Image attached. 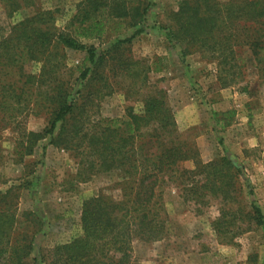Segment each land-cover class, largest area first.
<instances>
[{
	"label": "rangeland",
	"instance_id": "rangeland-1",
	"mask_svg": "<svg viewBox=\"0 0 264 264\" xmlns=\"http://www.w3.org/2000/svg\"><path fill=\"white\" fill-rule=\"evenodd\" d=\"M79 1L34 0L33 7L11 16L0 6V36L7 24L29 15L33 8L51 12V20L42 24L46 30L62 28ZM154 1L156 6L149 15V24L154 27L135 36L120 54L130 62L133 72H114L107 66L102 77L89 79L81 89L80 112L69 123L78 116L85 118L88 127L111 118L124 120L126 107L138 113L144 99L156 93L165 97L172 111L173 137L195 151L159 175L152 210L163 225V233L154 241L134 238L130 264H264V230L246 215L251 198L264 213V73L255 67L250 50L243 45L232 48L227 64L220 62L210 47H193L182 56L179 47L157 27L167 22L170 9L180 0ZM131 31L124 22L119 27L111 23L100 39H77L99 51ZM83 57L82 51L65 49L63 63L74 69ZM155 65L158 70H153ZM37 67L30 63L25 69L35 72ZM76 74L72 71V78ZM44 124V113L28 112L21 126L38 130ZM17 137L15 127L0 129V190L28 181L19 190L16 227L30 225L20 215L23 211L39 216L42 225L34 239L35 252H48L80 234L84 200L99 194L120 201L134 185V177L116 171L78 174L82 164L73 145H53L41 139L31 154L20 158L14 149ZM223 156L240 169L238 176L222 177L231 196L226 199L208 192V186L218 178L187 173L196 162L203 164ZM190 185L201 186L203 195L186 201L184 190ZM221 213L217 231L213 222Z\"/></svg>",
	"mask_w": 264,
	"mask_h": 264
},
{
	"label": "trees",
	"instance_id": "trees-1",
	"mask_svg": "<svg viewBox=\"0 0 264 264\" xmlns=\"http://www.w3.org/2000/svg\"><path fill=\"white\" fill-rule=\"evenodd\" d=\"M33 4L34 0H0L2 12L8 16ZM155 6L154 0H80L67 24L54 31L42 27L51 20V12L33 8L1 33L0 129L18 130L16 154L20 158L31 154L41 139L53 145H73L82 164L78 174L116 171L134 177V185L120 201L99 194L84 200L80 234L48 252H35L34 239L42 225L37 214L21 212L30 225L16 227L19 190L28 181L0 190V264H130L134 238L154 241L162 236L163 225L152 210L154 187L160 174L195 152L173 137L175 120L165 97L156 93L146 97L138 113L126 107L121 121L111 118L88 127L85 118L78 116L69 123L80 112L81 89L89 79L102 77L107 66L114 72H133L130 62L120 54L135 36L154 27L149 24V15ZM123 22L131 33L115 38L105 49L98 51L77 39H100L111 23L119 27ZM157 27L179 47L182 56L193 47H210L218 60L227 64L234 46H246L255 67L264 73V0H180L170 9L167 22ZM65 49L84 52L81 64L74 69L67 67L63 63ZM30 63L38 65L35 72L25 69ZM158 69L155 65L153 70ZM74 70L77 74L72 78ZM28 112L44 113L45 124L38 130L23 128ZM187 173L218 178L208 186V192L226 199L231 196L222 177L238 176L240 169L223 156L203 164L196 162ZM200 187L185 189L184 200L201 197ZM250 190L247 194L251 195ZM220 215L213 222L217 231ZM246 215L264 230V213L253 198Z\"/></svg>",
	"mask_w": 264,
	"mask_h": 264
}]
</instances>
